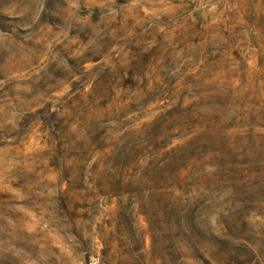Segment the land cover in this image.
<instances>
[{
	"label": "rangeland",
	"instance_id": "374dc122",
	"mask_svg": "<svg viewBox=\"0 0 264 264\" xmlns=\"http://www.w3.org/2000/svg\"><path fill=\"white\" fill-rule=\"evenodd\" d=\"M0 264H264V0H0Z\"/></svg>",
	"mask_w": 264,
	"mask_h": 264
}]
</instances>
